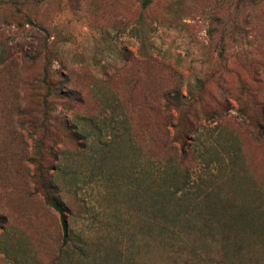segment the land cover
Returning <instances> with one entry per match:
<instances>
[{
	"label": "rangeland",
	"instance_id": "rangeland-1",
	"mask_svg": "<svg viewBox=\"0 0 264 264\" xmlns=\"http://www.w3.org/2000/svg\"><path fill=\"white\" fill-rule=\"evenodd\" d=\"M47 194L59 264H264V0H0V264L57 256Z\"/></svg>",
	"mask_w": 264,
	"mask_h": 264
},
{
	"label": "trees",
	"instance_id": "trees-1",
	"mask_svg": "<svg viewBox=\"0 0 264 264\" xmlns=\"http://www.w3.org/2000/svg\"><path fill=\"white\" fill-rule=\"evenodd\" d=\"M242 0H239V2H241ZM146 2H149V0H143V3L145 4ZM177 100V99H176ZM182 121L184 122V120L182 119ZM249 117L246 116V118L242 119L241 121V125L243 127H250L251 125L249 124ZM185 122L182 124V128L181 130H183V132H181V137L182 138H187L188 132H186L187 128L184 127ZM256 131H254L255 135L258 137L260 136V129L258 127V125L256 126ZM185 140L181 143V150H182V154H186V150H185ZM233 149V145L230 144ZM187 146V145H186ZM193 146V145H192ZM189 149V148H188ZM198 150L196 149V147H193V151L192 153L197 152ZM173 176L170 177L171 175H167L169 177H167V180L170 179L169 185L167 187H158V189L155 191V196L156 198L159 199V201H157L158 199L154 200V202H158L161 203L163 201H167V202H171L174 204H181L184 203L185 200V191H186V197H188L189 192L192 191V193H196L197 192V187H198V183H194L195 181V177L191 175V173H189L188 171L185 174H181V177H176L175 173H174V169L172 168L170 171ZM174 177H176L178 180L174 179ZM46 200L47 202L60 214L61 216V227H62V238H61V245H60V250L58 251L57 256L51 260L50 264H59V262L63 259V257L66 255V251L67 248L72 246L73 248H77V244L74 242L73 240V235L69 234V224L68 222L65 220L64 218V214L66 209L64 208L62 202L60 200H58L56 197L51 196L49 194L46 195ZM189 209V211L187 213H190L193 211L194 206H192V203L190 204V207H187ZM187 211V210H186ZM183 221L186 222V227H190V225H193L192 227L194 228L196 226L195 223H190L191 219L190 217H186L185 219H181L178 220L177 223H181L183 224ZM164 222V221H161ZM160 223V222H158ZM184 225V224H183ZM168 227L164 226V224L160 223V229L161 230H168ZM165 233H162V235H164ZM222 237L225 239V236L223 233L221 234ZM211 237H213V235H210ZM165 237V236H163ZM165 241L171 242V245L174 246L173 242L171 241L170 238H165ZM213 240V238H212ZM193 253H195V251H193ZM191 254V256L186 257V259H184L183 263L184 264H195L197 261V255L196 254ZM209 264H227L224 263V261L220 258L219 260H214L212 262H210Z\"/></svg>",
	"mask_w": 264,
	"mask_h": 264
}]
</instances>
